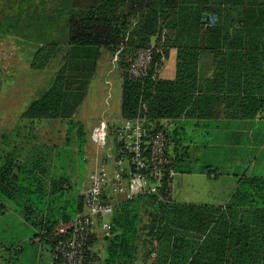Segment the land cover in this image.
Here are the masks:
<instances>
[{
	"label": "trees",
	"instance_id": "16d2710c",
	"mask_svg": "<svg viewBox=\"0 0 264 264\" xmlns=\"http://www.w3.org/2000/svg\"><path fill=\"white\" fill-rule=\"evenodd\" d=\"M23 7L22 15L6 25L7 31L19 37L31 40L34 36L39 41L30 66L43 68L61 39L69 58L21 117L64 120L66 141L79 124L80 148L85 135L74 115L95 73L101 47L121 45L120 59L125 55L133 59L139 51L151 50L152 39H159L162 31L176 52L175 76L158 77L164 60L153 50L142 78L128 75L129 59L121 61L125 68L120 70V115H145L154 130H165L166 152L172 161L169 167L175 169L177 160L168 154L171 138L162 121L212 118L222 111L224 116L253 119L264 106V0H91L71 14L70 23L61 24L57 39L52 12L46 9V15L37 0ZM205 12L215 13L217 22L210 25L201 21ZM130 14L135 17L132 23ZM49 39L54 40L44 46ZM163 53L166 55V50ZM202 54L212 58L207 77L198 75ZM70 64L78 72L73 78ZM72 79L79 80L73 87L69 83ZM46 158L39 165L29 163L30 168L2 165L0 213L5 209L3 201L15 204L22 217L37 227L39 232L34 236L52 250L55 226L80 211L82 196L74 192L65 174L49 175ZM107 239L104 264L130 263L139 244L147 248V256L155 253L154 264H264V177L240 176L222 205L162 202L154 195L122 200L113 209ZM91 243L92 237L87 256Z\"/></svg>",
	"mask_w": 264,
	"mask_h": 264
},
{
	"label": "crops",
	"instance_id": "0c3cea01",
	"mask_svg": "<svg viewBox=\"0 0 264 264\" xmlns=\"http://www.w3.org/2000/svg\"><path fill=\"white\" fill-rule=\"evenodd\" d=\"M175 56V50L169 53L167 64H164L165 67L163 66L158 71V77L165 79L174 78ZM104 62H106L105 58L97 61L98 64H105ZM101 69L105 70V75H103L104 83L111 84L108 80V75L113 71H109L108 65L103 66ZM211 69V56L209 54L200 55L198 60V75L207 77L210 75ZM116 74L117 79L120 80L121 90L122 79L117 72ZM107 95L106 105L109 106V101L107 100L111 95L110 93ZM220 108H223V105L220 106ZM76 114L74 118H76ZM103 115L104 112L101 113V117L98 121L104 119ZM119 117V119L122 118L121 115H119ZM20 119H22L20 121L23 122L25 121L24 119L27 118L21 117ZM28 120L32 125L29 129V137H26V135L21 132L22 129L17 127L18 122L16 120L11 121L3 134H0V138H5L6 134H11L6 140V151L0 155V168L2 165H29L30 168L31 165L29 163L39 165L44 163L45 157H47L46 161L48 159V163H51V166L55 165V154L51 147H49L48 140L46 143V139L43 138L45 135L43 134V127H33L34 124H39V121L43 119L37 120L28 118ZM48 120L49 119H44L43 125L50 128L54 123L55 127H58V121L61 119L55 118L51 123H48ZM96 123L90 124L89 129L91 130ZM161 123L167 131L168 128H171L175 138H177L176 136L179 133L186 136V140L180 145V148L179 146H174L172 148V158L181 163L180 168L176 169L175 167L174 169L173 185L174 177L176 181L178 178L179 186L182 189H186L184 195L187 198L184 200L182 192L177 194L173 186V199L175 202L222 205L228 200L237 186V181L240 176L254 175L264 177V120L257 119L256 117L253 119H241L229 114L224 116L222 111V114L212 118L180 117L173 120H164ZM116 125L117 124L113 126ZM65 126L67 132V125ZM17 129L20 130L15 131ZM86 141L87 138L83 144L85 151L92 146L90 144L93 142L92 140L91 142L87 141L88 144H86ZM111 143L112 141H110V146L108 147L109 151L105 155L100 154V148H103L104 145L99 146L94 143L95 147L97 146L99 148L95 149L96 155L91 153L89 156L90 161L89 158L88 161H86L87 163L85 165L88 174H92L99 167H105L108 171L112 172L113 153ZM178 144L179 143H177V145ZM169 146L170 143L168 147ZM85 160H87L86 156ZM202 160H204L203 162L206 166L203 165V167L198 168L189 166L191 162L195 163ZM240 160H242V162L244 161V167L237 169L236 163L238 161L240 163ZM219 164L236 165V169H233L234 167L221 168ZM251 170L254 172L250 173ZM49 171L52 172V169L49 168ZM59 171L64 173L62 169ZM87 175L84 179L87 178ZM70 179L72 178L68 176L69 181ZM203 184H205L206 188L207 186L209 187V192L203 190ZM212 189H214V191ZM3 203L5 205L8 204L7 201H3ZM99 227V225L95 226L92 243L88 247V264H104L106 258L109 230L104 231ZM38 232L37 227H34L29 221H26L18 210L5 207L4 211L0 213V264H55L51 255L50 246L43 242L40 237L34 236V234ZM147 251L145 246L141 244L137 245L132 261L126 264H154L155 253L152 252V254L147 256Z\"/></svg>",
	"mask_w": 264,
	"mask_h": 264
},
{
	"label": "rangeland",
	"instance_id": "374dc122",
	"mask_svg": "<svg viewBox=\"0 0 264 264\" xmlns=\"http://www.w3.org/2000/svg\"><path fill=\"white\" fill-rule=\"evenodd\" d=\"M39 2V8H44L45 14L47 15L46 9L49 12H52L55 19V39L58 38V32L60 31L61 24L65 22L70 23L73 19L71 18V14L75 11L77 12L82 7L88 5L91 0H37ZM66 1V2H65ZM21 4H18V3ZM30 0H0V134L2 135L5 131L7 125L16 120L17 127H19L21 132L29 137L30 131L29 129L32 127L31 122L27 119L21 122L20 119L21 113L28 106V104L35 98H37L43 91H45L50 85L54 73L58 69V67L69 58L67 56V46L63 39L58 42V49L53 55V57L49 60V62L43 66V68L35 69L32 68L31 62L33 60L34 52L39 46V41L32 36L31 40H29L28 36L19 37L18 34L13 33L12 31H7V23L11 24L16 21V17L21 16L24 10V3L29 5ZM64 6V7H63ZM54 12V13H53ZM49 14V13H48ZM129 22H134V15H129ZM217 16L215 13H203V17H201V21L208 22L210 25H213L217 22ZM7 31V32H5ZM2 33V34H1ZM54 39H49L46 43H43L44 46ZM160 45H164L165 47H159ZM170 44L168 34L166 31H162L160 33L159 39L153 38L151 41V50H150V62L152 60L153 52H158L162 55L161 60L164 64H167L169 53L174 51L175 49L169 47ZM120 47V48H119ZM114 47L113 49L110 47H101L100 56L97 61L106 59L105 64L97 63L96 72L92 79L90 78V82L86 88V94L83 97L81 105L79 107L78 113L76 114L75 120L78 122L82 121L83 132L86 134V138L88 142L90 140V124H94L101 117V113L104 112V119L107 122V133L108 137L105 141L104 147L100 148L101 153L105 155L109 150L110 141L112 140V132L115 124H119L120 120V80L117 79V74L121 77V68L125 67L120 66L121 61L127 62L131 56L125 55L123 56L124 60H121V51L122 47ZM169 47V48H168ZM168 48V49H167ZM153 50V52H152ZM163 50H166L167 54L163 53ZM75 59L76 56L71 55L70 59ZM83 59V58H82ZM81 59V61H82ZM130 60V59H129ZM108 65L109 71H113L108 75V80L111 84L104 83L103 75L104 69L103 66ZM161 67V68H162ZM165 67V66H164ZM77 68L70 64V77H74L78 72H75ZM79 80H69V83L72 84V87L78 83ZM111 95V97L107 100L109 101V106L106 105V97L107 94ZM108 107V109H107ZM81 121H80V120ZM39 120V119H37ZM44 120V119H43ZM43 120H40L39 124H34L33 127L41 128L43 127L44 131V139L45 142H48L49 147L54 152L55 165L51 166L49 163L48 168L52 169V172L49 173L52 175H60L65 174L66 176H70L71 182H69L74 187V192L77 191L78 194H81L83 189L89 183V176L86 161H90V154L96 155L95 144L91 142L92 146L85 151V149L79 146V138L78 133L76 131L79 130V124L75 126L71 130V133L68 135L69 141L65 139L66 133V124L64 121L59 120V126L55 127L51 125L48 126L43 125ZM54 119H49L48 123H51ZM46 122V121H45ZM57 124V123H56ZM65 124V125H64ZM58 125V124H57ZM17 129L15 131H19ZM15 133V132H14ZM13 133V134H14ZM17 133V132H16ZM168 133L171 137L170 146L168 147V154L172 157L173 155V147L176 146L180 148V145L186 140V136L179 133L175 138V135L171 128H168ZM11 136V134H6L5 138H0V155L6 151V140ZM111 137V138H110ZM85 138V139H86ZM176 139V140H175ZM86 141V144L88 142ZM46 142V143H47ZM177 143H179L177 145ZM87 160H85V156ZM52 155V154H51ZM264 156V155H263ZM104 158V157H102ZM106 159V158H104ZM57 160V165H56ZM202 161L199 162H191L189 166L193 168L206 166ZM237 169H241L244 167V161L240 160L236 163ZM50 166V167H49ZM181 163L177 162L176 169L180 168ZM219 167H234L236 169V165L230 166V164H219ZM63 170L60 172L59 170ZM264 169V165H263ZM89 170V169H88ZM254 171L251 170L250 173ZM88 174V175H87ZM87 175V178L84 179ZM221 182V181H220ZM224 182V181H222ZM179 179L177 181L174 177V189L177 194L184 195L186 189H182L179 186ZM220 184V183H217ZM203 190L209 192V187H205V184L202 186ZM202 190V191H203ZM214 191V189H212ZM191 191V190H190ZM176 197V196H175ZM178 197V196H177ZM179 199V198H177ZM184 200L187 199L184 195ZM190 199V198H188ZM174 200V199H173ZM10 209L18 210L15 204L8 203L5 205ZM17 208V209H15ZM142 209V219L145 220V213ZM20 211V210H18ZM97 222V220H95ZM97 226V225H96Z\"/></svg>",
	"mask_w": 264,
	"mask_h": 264
},
{
	"label": "built area",
	"instance_id": "2783aa9c",
	"mask_svg": "<svg viewBox=\"0 0 264 264\" xmlns=\"http://www.w3.org/2000/svg\"><path fill=\"white\" fill-rule=\"evenodd\" d=\"M149 64L150 49L139 51L129 60L128 75L142 78ZM256 118L264 120V106ZM107 126L102 119L90 131V139L99 146L108 137ZM111 141L112 172L99 167L90 174L81 193L80 211L68 222L57 224L52 232L55 242L51 255L55 264H88L86 249L95 226L110 230V217L120 201L144 195H154L162 202L173 200L174 169L169 167L172 161L167 156L164 129L154 130L145 115L121 118Z\"/></svg>",
	"mask_w": 264,
	"mask_h": 264
}]
</instances>
